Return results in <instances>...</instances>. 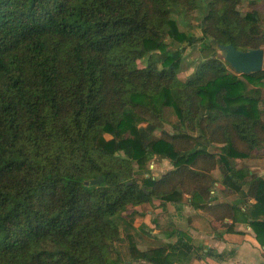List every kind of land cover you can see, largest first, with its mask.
Returning a JSON list of instances; mask_svg holds the SVG:
<instances>
[{"label":"trees","instance_id":"obj_1","mask_svg":"<svg viewBox=\"0 0 264 264\" xmlns=\"http://www.w3.org/2000/svg\"><path fill=\"white\" fill-rule=\"evenodd\" d=\"M243 1L208 0L196 36L171 14L199 0H0V264H181L187 242L140 249L115 216L185 193L215 216L237 214L209 202L212 170L242 192L245 170L231 160L264 147V66L243 79L218 55L228 45L264 48V16L241 12ZM168 36L210 50L187 80L178 76L185 47L173 52ZM166 106L179 121L155 137ZM154 154L174 168L146 176ZM250 181L248 214L262 217L264 178ZM251 224L264 245V219Z\"/></svg>","mask_w":264,"mask_h":264},{"label":"crops","instance_id":"obj_2","mask_svg":"<svg viewBox=\"0 0 264 264\" xmlns=\"http://www.w3.org/2000/svg\"><path fill=\"white\" fill-rule=\"evenodd\" d=\"M244 1L249 4L246 7L248 12H256L260 10L259 5L264 6L260 4L263 0ZM235 73L243 78L241 73ZM247 85L248 88L253 87L249 82ZM169 108H164V114ZM260 110L264 114V100L260 103ZM142 126H147V123ZM161 133L159 127L153 132L155 137H161ZM209 150L218 156L222 152V143L210 144ZM151 160L152 178L174 168L170 159L161 154H154ZM231 164L236 169L245 170L246 176L240 181L242 192L226 185L222 180V168L216 167L211 172L215 180L212 182L209 204L236 205L240 209L235 214L237 218L219 212V217L215 216L194 204H204L203 197L185 193L178 201H164L154 197L142 204L128 205L115 219L123 233L133 235L140 249L165 244H177L179 248L187 242L190 248L186 257L178 259L181 264H264V245L258 240L251 224L253 220L264 219V216L252 218L248 214L256 202L257 183L250 181L251 176L264 178V147L255 148L248 157L233 158ZM181 234L183 239L180 238Z\"/></svg>","mask_w":264,"mask_h":264},{"label":"rangeland","instance_id":"obj_3","mask_svg":"<svg viewBox=\"0 0 264 264\" xmlns=\"http://www.w3.org/2000/svg\"><path fill=\"white\" fill-rule=\"evenodd\" d=\"M260 4L264 5V0ZM248 6L249 4H246V2L243 1L242 3L239 4L238 8L240 9L241 12L248 13L246 9V7ZM259 7L260 10L256 12L258 13L259 16L262 17L264 16V6L261 7L259 5ZM207 11H208V0H199V7L192 11H187L180 5H173L171 15L176 20L179 28L182 31H186L196 36H199L202 34L200 23L202 18L207 14ZM166 41L169 43L170 49L173 52L177 51L178 49H183L185 47L183 50V60L181 61L180 70L178 72V76L182 80H187L188 78H190L193 75L197 64L203 61V59L206 58V56L209 55L210 53V50H207L206 52H202V45L199 42L189 45L186 42L179 43L177 41H172V39L169 36L166 37ZM218 55L221 58L226 59L227 53L225 51L218 50ZM145 64H146L145 60L139 61V65L141 67L144 66ZM229 68L231 69V72L233 73L237 72L235 67L232 66L231 64ZM168 110L169 111H166L164 114V109H163V119L161 120L155 119L156 124L158 125L159 129H161L162 131L161 133L162 136H166V133L169 130H173L174 124L179 121V116L175 108L170 106ZM174 119L175 122H173ZM140 125L142 126L143 123H141ZM151 161L152 160H150L149 162V167L151 166ZM151 174L152 172H150L149 177L152 176ZM118 254L121 256L123 260L129 258L128 242L126 240H123L118 245Z\"/></svg>","mask_w":264,"mask_h":264},{"label":"water","instance_id":"obj_4","mask_svg":"<svg viewBox=\"0 0 264 264\" xmlns=\"http://www.w3.org/2000/svg\"><path fill=\"white\" fill-rule=\"evenodd\" d=\"M221 50L227 53L225 60L234 66L239 73L257 72L264 66V48L239 50L233 45H228ZM102 180L103 176H99L86 183H98Z\"/></svg>","mask_w":264,"mask_h":264}]
</instances>
